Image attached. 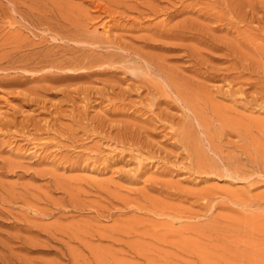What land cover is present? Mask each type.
I'll return each instance as SVG.
<instances>
[{
  "label": "rangeland",
  "instance_id": "obj_1",
  "mask_svg": "<svg viewBox=\"0 0 264 264\" xmlns=\"http://www.w3.org/2000/svg\"><path fill=\"white\" fill-rule=\"evenodd\" d=\"M0 264H264V0H0Z\"/></svg>",
  "mask_w": 264,
  "mask_h": 264
},
{
  "label": "bare ground",
  "instance_id": "obj_2",
  "mask_svg": "<svg viewBox=\"0 0 264 264\" xmlns=\"http://www.w3.org/2000/svg\"><path fill=\"white\" fill-rule=\"evenodd\" d=\"M113 1H114V0H113ZM225 3H226V2H225ZM172 4H173V3H172ZM210 6H211V5H210ZM96 7H97V6H96ZM97 9H98V8H97ZM209 9H210V8H209ZM209 9H208V10H209ZM92 10H93V9H92ZM218 10H219V9H218ZM137 11H138V10H137ZM217 13H218V12H217ZM220 15H221V14H220ZM220 15H219V16H220ZM217 17H218V16H217ZM91 20H92V19H91ZM83 38H84V37H83ZM211 39H213V38H211ZM234 40H235V39H234ZM236 40H237V39H236ZM214 41H215V40H214ZM88 43H89V42H88ZM90 44H91V43H90Z\"/></svg>",
  "mask_w": 264,
  "mask_h": 264
}]
</instances>
